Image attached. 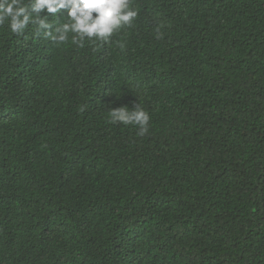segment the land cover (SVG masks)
I'll return each instance as SVG.
<instances>
[{
    "label": "trees",
    "instance_id": "obj_1",
    "mask_svg": "<svg viewBox=\"0 0 264 264\" xmlns=\"http://www.w3.org/2000/svg\"><path fill=\"white\" fill-rule=\"evenodd\" d=\"M133 6L83 47L0 24V264H264V0Z\"/></svg>",
    "mask_w": 264,
    "mask_h": 264
},
{
    "label": "clouds",
    "instance_id": "obj_2",
    "mask_svg": "<svg viewBox=\"0 0 264 264\" xmlns=\"http://www.w3.org/2000/svg\"><path fill=\"white\" fill-rule=\"evenodd\" d=\"M61 10H66L63 18L57 15ZM44 12L63 22L54 24L48 15H41ZM137 16L133 0H0V24L7 21L11 33L23 35L33 25L37 33L43 32L58 45L69 40L78 47H83L85 40L108 42L122 28L132 27ZM161 27L156 29L157 39ZM108 115L113 124L137 126L139 136L149 131L150 114L139 103L131 109L110 108Z\"/></svg>",
    "mask_w": 264,
    "mask_h": 264
}]
</instances>
